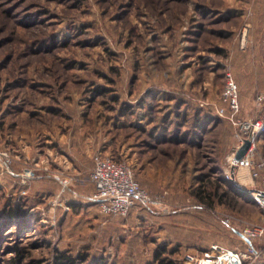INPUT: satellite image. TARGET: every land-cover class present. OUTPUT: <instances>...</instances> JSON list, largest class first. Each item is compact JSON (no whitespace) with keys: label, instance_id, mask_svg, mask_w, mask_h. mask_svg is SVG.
Returning a JSON list of instances; mask_svg holds the SVG:
<instances>
[{"label":"rangeland","instance_id":"obj_1","mask_svg":"<svg viewBox=\"0 0 264 264\" xmlns=\"http://www.w3.org/2000/svg\"><path fill=\"white\" fill-rule=\"evenodd\" d=\"M228 73L236 118L264 122V0H0V264L245 249L264 167L252 185L233 165L239 131L216 114ZM249 141L264 164V128ZM96 156L128 165L150 208L92 205ZM252 246L245 264H264V237Z\"/></svg>","mask_w":264,"mask_h":264},{"label":"built area","instance_id":"obj_2","mask_svg":"<svg viewBox=\"0 0 264 264\" xmlns=\"http://www.w3.org/2000/svg\"><path fill=\"white\" fill-rule=\"evenodd\" d=\"M238 96V86L228 73L224 77V86L221 93V100L225 107L217 109L216 114L220 118L229 120L237 127L239 146L235 152L245 140L252 139L264 128V122H245L236 118V114L240 111ZM262 99L261 96L257 98L258 101H262ZM226 112L230 115H227ZM252 152L253 146L251 145L246 155L238 162H234L233 165L235 168L247 173L246 176L251 180L252 185H257L255 183L259 178L257 170L264 167V164H255L252 159ZM32 174L31 171H28L24 177L31 178ZM90 180L94 185V193L90 195L89 202L92 205H97L101 213L124 217L136 204H141L145 208H150L152 204L147 192L140 187L134 179L131 168L126 164L96 156ZM251 195L255 204L264 211V177L258 187H253ZM225 222L228 223V221ZM239 233L242 242L246 245L243 250L239 248L227 249L211 244L201 252V257L186 255L184 260L187 264H245L248 259L258 257L260 254L253 248L252 241L264 237V224L253 228L246 227Z\"/></svg>","mask_w":264,"mask_h":264},{"label":"trees","instance_id":"obj_3","mask_svg":"<svg viewBox=\"0 0 264 264\" xmlns=\"http://www.w3.org/2000/svg\"><path fill=\"white\" fill-rule=\"evenodd\" d=\"M195 122H196V128H199V126L202 124V120L199 121V119L197 117H196ZM192 144H195V146L197 145L195 143V141ZM8 215H9V218H11V219L16 216L11 212H9ZM163 252H165V250H163ZM159 255H160V252L157 251L154 255L155 261H159ZM74 263H75L74 260H72L70 257H67L63 253H60L59 255H57L55 258V262H54V264H74ZM160 264H163V262L161 261Z\"/></svg>","mask_w":264,"mask_h":264},{"label":"water","instance_id":"obj_4","mask_svg":"<svg viewBox=\"0 0 264 264\" xmlns=\"http://www.w3.org/2000/svg\"><path fill=\"white\" fill-rule=\"evenodd\" d=\"M250 146H251L250 141L245 140L242 146L236 151L234 155V162H238L240 159H242L246 155Z\"/></svg>","mask_w":264,"mask_h":264},{"label":"crops","instance_id":"obj_5","mask_svg":"<svg viewBox=\"0 0 264 264\" xmlns=\"http://www.w3.org/2000/svg\"><path fill=\"white\" fill-rule=\"evenodd\" d=\"M245 31H246V33H247L248 30L245 29L244 32H245ZM245 36H247V35H245V33H243V34H242V37H245ZM242 177L247 178V176H242ZM244 184H245V183H244ZM251 186H252V185H251ZM205 243H206V242H205ZM205 246H206V245H205ZM205 246H204V247H205ZM202 250H203V249H202ZM202 250H201V251H202ZM204 250H206V249H204Z\"/></svg>","mask_w":264,"mask_h":264}]
</instances>
